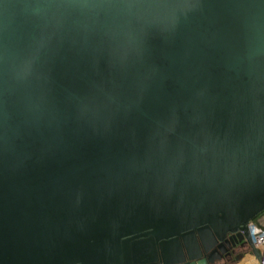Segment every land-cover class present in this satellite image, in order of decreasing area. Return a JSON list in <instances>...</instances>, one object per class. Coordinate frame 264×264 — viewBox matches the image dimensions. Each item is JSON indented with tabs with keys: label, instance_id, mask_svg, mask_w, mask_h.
<instances>
[{
	"label": "water",
	"instance_id": "water-1",
	"mask_svg": "<svg viewBox=\"0 0 264 264\" xmlns=\"http://www.w3.org/2000/svg\"><path fill=\"white\" fill-rule=\"evenodd\" d=\"M264 213V0H0V264H206Z\"/></svg>",
	"mask_w": 264,
	"mask_h": 264
},
{
	"label": "flooded vegetation",
	"instance_id": "flooded-vegetation-1",
	"mask_svg": "<svg viewBox=\"0 0 264 264\" xmlns=\"http://www.w3.org/2000/svg\"><path fill=\"white\" fill-rule=\"evenodd\" d=\"M250 250V244L246 239L229 236L226 241L215 246L210 252L205 253L203 259L206 264H233Z\"/></svg>",
	"mask_w": 264,
	"mask_h": 264
},
{
	"label": "built area",
	"instance_id": "built-area-1",
	"mask_svg": "<svg viewBox=\"0 0 264 264\" xmlns=\"http://www.w3.org/2000/svg\"><path fill=\"white\" fill-rule=\"evenodd\" d=\"M249 236L251 243L261 253V259H257L250 250L249 255L255 258L256 264H264V213L253 219L249 224Z\"/></svg>",
	"mask_w": 264,
	"mask_h": 264
},
{
	"label": "bare ground",
	"instance_id": "bare-ground-1",
	"mask_svg": "<svg viewBox=\"0 0 264 264\" xmlns=\"http://www.w3.org/2000/svg\"><path fill=\"white\" fill-rule=\"evenodd\" d=\"M242 264H256L255 258L251 255L247 256Z\"/></svg>",
	"mask_w": 264,
	"mask_h": 264
},
{
	"label": "rangeland",
	"instance_id": "rangeland-1",
	"mask_svg": "<svg viewBox=\"0 0 264 264\" xmlns=\"http://www.w3.org/2000/svg\"><path fill=\"white\" fill-rule=\"evenodd\" d=\"M247 256H249V252H246L242 258H240L239 260H237V261L234 262L233 264H242L243 261H244V259H245Z\"/></svg>",
	"mask_w": 264,
	"mask_h": 264
}]
</instances>
